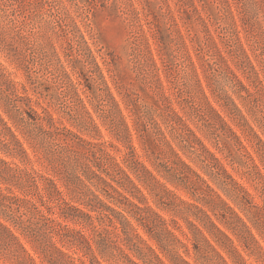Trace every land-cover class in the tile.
I'll return each instance as SVG.
<instances>
[{"label":"rangeland","instance_id":"obj_1","mask_svg":"<svg viewBox=\"0 0 264 264\" xmlns=\"http://www.w3.org/2000/svg\"><path fill=\"white\" fill-rule=\"evenodd\" d=\"M223 1L195 0L197 6L201 9L203 4L211 16L208 32L197 20L190 0H0V69L14 82L17 93L23 96V108L26 111L34 116L36 113L32 111L33 108L42 117L48 112L54 118L52 123L48 122L47 117L33 120L23 111L27 123L16 125L9 119L0 103V113L23 141L31 158V161L25 159L22 162L21 157H12L5 153L2 149L4 146L0 143V155L10 162V166L19 164L31 174H20L17 183L0 181V185L5 189L10 188L14 194L28 196L39 202L37 193H46L44 188L50 186L38 174L40 173L55 179L66 198L76 202L81 190L74 183V174H80V166L86 159L87 146L71 131L86 140L104 143L107 151L120 161L128 149L124 143L118 141L115 131L109 129L108 120L115 119V122L121 124V118L115 112L113 118L106 120L97 106L100 103L98 95L101 92L106 93L103 82L106 81L130 129L131 142L139 158L151 165L145 155L144 146L151 148L147 149L150 154L160 158L164 157L165 152L174 157L161 134L155 129L153 119H150L149 115L153 114L165 136L171 140L185 161L234 207L264 248V237L247 215L249 213L242 211L226 195V188L210 175L208 162H203L197 154L186 152L178 145L173 137L174 129L165 123L162 112L155 110L158 104L166 110L169 105L165 97H168L170 104L185 116L210 150L251 194L253 206L247 205L250 213L258 210L256 206L264 207V158L256 153L252 143L233 123L211 90L220 91L223 96H232L264 139V103L258 109L254 95H247L245 91L239 93L244 97L238 95L240 87L232 81V75L225 70L219 56L220 53L228 59L235 72L256 96L261 95L260 92L256 94L253 85L237 69L234 58L242 59L239 41L235 35L238 31L251 59L261 72L264 84V0H229L236 22L226 11L227 3L225 5ZM242 8L247 10L251 19L248 24L241 20ZM203 14L206 16L204 11ZM152 59L156 62L157 70ZM198 79L211 103L237 130L246 149L241 148L232 137L205 127L198 119L197 111L193 108L195 102L191 97V93L201 96ZM123 92H126V96ZM199 97L195 100L204 103ZM0 100L3 102L4 96L0 95ZM143 102L149 106V115L137 119L136 125V115L132 108H135L136 103ZM83 103L98 124V132L93 128ZM248 110H254L255 116ZM136 126H139V132ZM0 132V139L8 142L9 132L1 123ZM123 135L125 136V132ZM152 144L156 147L152 148ZM9 146L13 150L11 152L21 153L13 143ZM249 154L259 166V173ZM90 157L92 158L91 155ZM12 173L16 174L13 171ZM185 176L189 181L187 185H170L171 188L183 199L207 210L232 238L234 246L243 254L247 264H264V253L259 252V257L253 255L251 252L254 244L250 243L251 249H248L240 237L213 215L209 207L196 199L202 196L201 192L205 187L202 182L192 173ZM33 177L37 178L38 186L31 183ZM68 180L72 182L71 189L66 186ZM6 192L10 191L6 189ZM146 193L150 203L170 220L172 228L171 218H175L189 234V237L184 236L179 229H175L193 254V244L189 239L192 233L184 219L176 211L158 207L153 196L148 191ZM54 199H57L55 193ZM177 203L180 202L177 200ZM49 204L53 203L49 201ZM178 208L189 214L196 211L193 206L182 203ZM188 216H191V220H196L193 215ZM260 216L264 218V212ZM132 220L139 232L150 240L144 228L136 220ZM94 223L95 227L69 222L71 226L83 230L97 250L95 240H99L100 236L106 237L105 228L112 227L107 220L99 223L96 219ZM198 224L202 227L201 223ZM177 227L178 225L174 228ZM108 236L104 243L108 248L109 259H102L104 264H130L126 254L118 246L138 260L120 237L115 234ZM21 239L37 262L44 264L29 240L24 236ZM56 241L69 253L82 255L80 251L76 253L75 247H69L57 238ZM150 241L156 246L154 241ZM213 244L218 247L215 241ZM178 249L194 262L193 255H187L184 247L179 246ZM85 259L87 260L86 257ZM0 264L15 263L2 258ZM230 264L233 262L230 261Z\"/></svg>","mask_w":264,"mask_h":264},{"label":"trees","instance_id":"obj_2","mask_svg":"<svg viewBox=\"0 0 264 264\" xmlns=\"http://www.w3.org/2000/svg\"><path fill=\"white\" fill-rule=\"evenodd\" d=\"M190 1L194 6L193 12L196 14L197 20L210 32L209 20H211V16L207 8L202 4L200 9L195 0ZM223 2L225 5L227 3L228 7L226 6L225 9L232 16L233 21L236 22L235 13L231 9L229 0H224ZM223 2L221 3L224 4ZM240 13L243 14L241 20L244 24H248L251 19L247 14V10L242 8ZM235 35L239 41V49L242 53V59L240 57L234 58L235 66L242 71L253 85L256 94L260 92L261 95L256 96L254 91L235 72L228 59L220 53L219 56L225 66V70H228L232 75V81L240 87L237 91L238 95H240L241 91H245L247 95H254L257 108L259 109L264 103V84L261 79V72L251 59L248 50L238 35V31ZM152 60L157 70L156 62L154 59ZM194 68L196 69L195 66ZM195 74L198 77L196 72ZM103 82L106 93L101 92L98 95L100 102L97 105L98 109L106 120L113 118L115 112L120 116L121 124L115 122V119L108 120L109 129L115 131L118 141L124 143L128 150L119 161L107 151L104 143L86 140L71 131L77 139L87 146V151H85L86 159L80 166V174L77 172L74 174V183L81 190L77 195L76 202L66 198L55 179L44 176L37 171L50 184V186L47 185L44 188L46 193H37L39 202L28 196L14 194L8 187L6 189L10 192L7 193L6 189L0 185V259L5 258L15 264H39L22 241L21 236H24L32 244L33 249L39 254L41 262L44 264H79L78 262L80 264H104L102 259H109L108 248L104 242L109 238V234H115L121 238L139 260L133 259L122 247L118 246L126 254L130 264H230V261L233 264H247L243 254L234 246L232 238L215 222L212 215L202 206L183 199L171 188L170 185L176 187L182 184L187 185L189 181L185 175L190 173L194 174L205 186L201 192L202 196L196 199L209 207L213 215L240 237L248 249H251L250 243L254 244L255 247L251 252L253 255L259 257V252L263 254L264 248L251 233L243 217L217 192L203 175L185 161L171 140L165 136L160 123L153 118V114L149 115V106L144 102L136 103L135 108H132L134 115H136L135 124L137 125V119L140 120L149 115L156 125L155 129H157L159 135L161 134L162 140L167 144L174 157L172 158L170 153L165 152L164 157L160 158L150 154L147 149L151 148L144 146L145 155L151 165L139 158L136 148L131 142L130 129L124 120L119 104L111 93L107 82ZM198 82L201 96L192 95L191 93V97L195 102L193 108L197 111L198 119L203 122L205 127L214 130L216 133L222 132L225 136L232 137L241 148L246 149L237 130L218 112L203 89L200 80ZM211 90L217 101L231 117L233 123L242 131L246 139L252 143L256 153L261 158H264V139L249 122L244 110L232 96H223L222 92ZM0 95L4 96L3 102L0 100L2 107L9 119L16 125L20 123L26 125L27 121L23 111L33 120L47 117L49 123L54 122L52 114L48 112L42 117L33 108H31L32 111L36 113L34 116L26 111L23 108V96L17 93L16 85L1 69ZM123 95L126 96V92H123ZM197 97L202 99L204 103L195 100ZM240 97L244 96L240 95ZM165 100H167L169 105L166 106V110L160 104L157 105L158 107L155 110L161 111L165 123L174 129V140L177 141L184 151L195 153L203 162H208L210 175L214 176L219 181V184L226 188V195L239 205L242 211L249 213L247 215L257 226L262 237H264V218L260 216L264 212V207L261 208L255 205L258 210L254 211L253 214L250 213L247 205H252L253 203L251 194L227 170L220 158L210 150L203 139L191 127L185 116L170 104L168 97H165ZM83 108H85L93 123V128L98 132L100 130L99 126L86 109L84 103ZM248 111L252 116L255 113L253 112L254 110ZM0 123L7 128L10 135L8 142L0 139V143L4 146L2 148L3 151H6L5 153L12 157H21L22 162L25 159L31 161L23 141L1 113ZM136 128L139 132V126H136ZM262 128L264 127L262 126ZM124 132L125 136L123 135ZM11 143L20 149V154L11 152L13 151L9 146ZM142 143H144L143 140ZM151 147L154 148L156 146L152 144ZM249 157L259 173V166L250 154ZM12 171L16 174H13ZM20 174L31 175L25 169H22L19 164L16 165L15 163V167H11L10 162L0 155V181L17 183L20 179L18 178ZM31 183L38 186L37 178L33 177ZM66 186L71 189L72 182L66 181ZM146 191L153 196L154 202L158 207L176 211L187 223V227L192 233L189 239L193 244V254L190 252L187 243L182 240L175 229H179L184 236L189 237V234L175 218H171L172 228L170 220L164 217L150 203ZM54 193L57 199H54ZM192 195L195 197V194ZM177 200L182 204L193 206L196 211L189 214L184 212L185 210L183 209L180 210L178 208L180 203H177ZM49 201L53 204L50 205ZM188 215H193L196 220H191V216L189 218ZM96 219L99 223L107 220L108 225L112 227L105 228L107 238L100 236L99 240H95L97 250L94 248L91 238L83 230L69 224L71 222L78 225H93L95 227L96 224L94 222ZM132 219L136 220L144 228L150 240L154 241L156 246L139 232V228ZM198 223H201L203 228ZM176 225L178 227L174 228ZM56 238L69 247H75L76 253L80 251L82 255L77 254L75 256L69 253L63 249L64 246L57 244ZM213 241L217 243L218 247L213 244ZM179 246L185 248L187 255H193L194 262L181 254L178 249Z\"/></svg>","mask_w":264,"mask_h":264}]
</instances>
